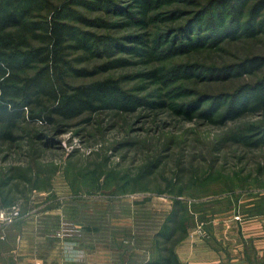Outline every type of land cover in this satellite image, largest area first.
I'll return each mask as SVG.
<instances>
[{"label":"rangeland","instance_id":"1","mask_svg":"<svg viewBox=\"0 0 264 264\" xmlns=\"http://www.w3.org/2000/svg\"><path fill=\"white\" fill-rule=\"evenodd\" d=\"M52 1L5 32L31 46L0 59V207L109 206L102 232L155 249L150 264L173 242L148 206H264V0ZM55 8L72 36L60 69L36 56ZM107 81L120 91L55 113Z\"/></svg>","mask_w":264,"mask_h":264},{"label":"crops","instance_id":"2","mask_svg":"<svg viewBox=\"0 0 264 264\" xmlns=\"http://www.w3.org/2000/svg\"><path fill=\"white\" fill-rule=\"evenodd\" d=\"M254 205L191 206L196 221L186 223V232L176 235L173 244L179 263L264 264V206ZM144 207L132 206L128 219L140 222L146 217L141 212L148 209L150 217L163 225L173 210ZM109 211V206L23 207L20 219L0 223V264H149L155 249L102 232ZM113 211L117 215L110 217L111 222L121 227L120 206ZM64 225L79 232L65 233Z\"/></svg>","mask_w":264,"mask_h":264},{"label":"trees","instance_id":"3","mask_svg":"<svg viewBox=\"0 0 264 264\" xmlns=\"http://www.w3.org/2000/svg\"><path fill=\"white\" fill-rule=\"evenodd\" d=\"M42 1H44L46 4L48 3L50 9L58 7L55 6L52 0ZM32 2L33 0H0V27L3 31V34H1L3 44H0V47L2 48L0 51V59H3L9 66H11V61L8 60V56L5 51L12 50L14 53H16L18 50H20L21 46L29 47L31 45L23 43L14 44L17 40V36L15 37L14 33L5 32L7 31L8 27H16L18 29L25 28L24 19L28 17L31 9L33 8L31 7L33 4ZM34 6L37 7V5ZM55 10V16L49 25L46 36V40L51 42V46L49 45L46 48V51L43 55L36 53V56H43V59L41 60L42 62L51 61L54 63V66L60 69L59 67L66 63V50L68 47L66 44L72 38V36L69 34L68 25L59 21L60 18L57 14V8H55ZM221 26L225 27L224 25ZM19 53L22 54V52ZM16 67L17 71L20 72H23L25 69L24 67L20 66ZM59 78H61V76H59ZM95 88L103 95L104 93L109 94L120 91L117 82L111 83L110 81L99 83L96 87H78L74 94L67 96L66 99L63 100L62 104L55 108V113H58L59 115H62L68 119L75 117L81 113L85 107L90 106V103L95 102V99H98L96 96L97 94L93 90ZM0 109L6 113L8 112V108L6 106H2L1 104ZM5 137L13 136L10 132H7ZM188 218L191 219V222L188 221ZM195 221L194 215L191 213V206H188L185 201L177 200L175 202V206H173L172 212L166 217L162 228L158 231L157 235L166 242H173L174 244L176 235H183L186 232V223H189L191 226L195 223ZM167 250L170 253V257H160L158 260H155L150 264H180L173 247L167 248Z\"/></svg>","mask_w":264,"mask_h":264},{"label":"built area","instance_id":"4","mask_svg":"<svg viewBox=\"0 0 264 264\" xmlns=\"http://www.w3.org/2000/svg\"><path fill=\"white\" fill-rule=\"evenodd\" d=\"M22 217V206L19 204H13L11 206H4L0 208V223L11 224ZM239 218V217H237ZM63 231L65 233L79 232V228L73 225H64Z\"/></svg>","mask_w":264,"mask_h":264}]
</instances>
